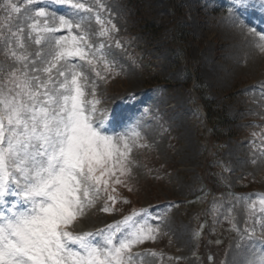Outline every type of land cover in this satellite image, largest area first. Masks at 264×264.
Returning a JSON list of instances; mask_svg holds the SVG:
<instances>
[{
  "label": "rangeland",
  "instance_id": "obj_1",
  "mask_svg": "<svg viewBox=\"0 0 264 264\" xmlns=\"http://www.w3.org/2000/svg\"><path fill=\"white\" fill-rule=\"evenodd\" d=\"M172 1L1 0L0 74L20 67L6 57L25 52L21 40L31 60L49 51L37 36L68 35L36 31L37 20V29L45 20L59 27L57 13L67 18L83 3L72 34H86L95 61L74 58L88 75L86 99L94 82L96 118L108 114L110 131L139 135L129 139L124 184L110 183L115 203L102 191L70 230L101 240L109 226L142 214L159 232L133 246L131 264L264 262V52L252 33H264V0H175L177 11ZM41 3L45 17L25 11ZM11 4L21 11L7 10ZM17 25L23 33L13 37ZM197 94L214 110V130ZM205 176L217 181L215 193ZM106 204L109 212L101 210Z\"/></svg>",
  "mask_w": 264,
  "mask_h": 264
},
{
  "label": "snow or ice",
  "instance_id": "obj_2",
  "mask_svg": "<svg viewBox=\"0 0 264 264\" xmlns=\"http://www.w3.org/2000/svg\"><path fill=\"white\" fill-rule=\"evenodd\" d=\"M45 7L41 3L25 11L45 17ZM84 8L83 3L75 4L67 18L57 13L59 27L48 26L45 20V27L37 29V20L32 25L36 31L67 30L68 35L37 36L34 43H43L49 51L43 56L37 52L31 60L21 40L18 47L25 52L12 51L6 57L20 67L11 66L0 74V264H131L133 246L155 240L159 232V224L153 227L142 214L131 223L126 217L123 228L119 223L109 226L101 240L70 230L102 191L107 201L115 203L110 183L124 184L120 177L131 172L129 139L139 135L115 128L110 131L113 117L108 114L96 118L101 101L95 98L94 82L92 99H86L88 75L85 65L74 58L87 65L95 61L89 58L86 34H72L74 21L83 18ZM6 9L21 11L15 4ZM9 31L13 37L17 31L23 33L19 25ZM252 33L257 36L254 43L264 52V33L254 28ZM96 76L103 79L98 71ZM101 210L111 209L106 204Z\"/></svg>",
  "mask_w": 264,
  "mask_h": 264
},
{
  "label": "trees",
  "instance_id": "obj_3",
  "mask_svg": "<svg viewBox=\"0 0 264 264\" xmlns=\"http://www.w3.org/2000/svg\"><path fill=\"white\" fill-rule=\"evenodd\" d=\"M0 3H1V0H0ZM177 5H176V2H175V0H173L172 1V6H171V8H172V10H178V8L176 7ZM200 99L203 101V103H204V106H205V110H206V113H207V118H208V120H209V122L211 123V126H212V129L211 130H214L215 128L213 127V120H212V118H213V112H214V110L212 111L207 105H206V102L204 101V99L202 98V96L200 97ZM205 179H206V184H208V185H211V187H213V189L215 190V186H216V184H217V181H213V180H211L209 177H207V176H205ZM224 190H226V188H225V186H224Z\"/></svg>",
  "mask_w": 264,
  "mask_h": 264
}]
</instances>
